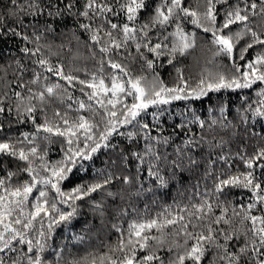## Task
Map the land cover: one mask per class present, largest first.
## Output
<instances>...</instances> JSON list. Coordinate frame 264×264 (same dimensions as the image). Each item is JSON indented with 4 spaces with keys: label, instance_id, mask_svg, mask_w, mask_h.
I'll list each match as a JSON object with an SVG mask.
<instances>
[{
    "label": "snow or ice",
    "instance_id": "6c2138e0",
    "mask_svg": "<svg viewBox=\"0 0 264 264\" xmlns=\"http://www.w3.org/2000/svg\"><path fill=\"white\" fill-rule=\"evenodd\" d=\"M149 6L148 0H7L0 11V38L19 36L28 42L20 50L31 64L29 68L15 61L14 80L5 79L7 68L0 65V71L5 73L0 75V158L7 157L20 165L12 171L0 162L4 169L0 176V264H49L44 253L55 228L72 221L78 213V201L106 189L114 180L137 186L136 194L140 195L151 191L139 182L142 171L155 177L158 187H166L162 164L173 170L180 167L178 160L198 165L188 153L200 146L203 136L197 140L187 133L183 146L174 148L177 159H169L166 148L173 144V137L163 135L162 125L144 123L146 115L159 121L166 112L162 106L174 101L200 100L209 93L264 84V0H203L202 4L197 0L195 8L185 0H160L147 21L137 24ZM218 6L223 10L222 18ZM121 14L123 22H114ZM42 16L71 17L87 33L85 44L94 62L91 70L87 66H69L66 70L63 63H52V56L58 54L40 43L43 33L54 32L51 24L45 20L42 28L33 27L32 35L27 32L30 25L25 24V18H30L39 25ZM81 19L85 22H79ZM6 21L21 30L9 27ZM185 23L211 35L213 58L229 59L231 71L201 72L190 83L184 70L177 68L176 82L172 86L163 82L155 72L159 58L166 57L171 65L197 46L196 31H185ZM233 25L237 26L235 31ZM169 27L173 31L169 32ZM242 40L244 44L239 46ZM250 49L255 54L247 59ZM149 55L153 58L149 59ZM137 59L152 70L151 79L133 75L124 63ZM26 72H31L29 79H25ZM75 91L80 92V97H74ZM257 96L256 106L247 104L241 114V123L247 122L248 112L264 118V87ZM53 101L64 110L53 109L49 116ZM150 108L154 109L151 113ZM185 111L191 118L185 117L178 125L181 130L191 125H199L202 131H211L217 124L228 127L223 122V107L219 118L207 121L190 108ZM13 113L17 123L30 121L34 130L15 138L7 136L5 120ZM128 126L136 130L121 131ZM153 129L157 130L156 136L152 135ZM117 136H126L133 143L144 141L141 151L117 153L125 168L132 160L136 162V175L117 176L116 169L100 182L64 191L61 185L74 169L79 171L83 162L92 160L102 149L118 148L111 142ZM52 137L62 138L66 145L62 158L54 162L47 159V151H41L37 142H51ZM219 159L227 164L229 158ZM240 159L246 171L217 178L211 190L194 192L198 201L189 198L187 203L174 202L155 215L120 208L116 216L137 218L131 219L127 228L121 224L111 226L118 239L107 251L90 253L73 264H264V172L256 174L257 168L264 169V147ZM20 173L27 179L16 180ZM226 188L247 189L251 194L248 202L232 207L221 203L219 197ZM107 195L115 198L119 194ZM92 206L103 213L102 204Z\"/></svg>",
    "mask_w": 264,
    "mask_h": 264
},
{
    "label": "trees",
    "instance_id": "16d2710c",
    "mask_svg": "<svg viewBox=\"0 0 264 264\" xmlns=\"http://www.w3.org/2000/svg\"><path fill=\"white\" fill-rule=\"evenodd\" d=\"M186 4L193 8L197 6V0H185ZM201 4L203 0H200ZM231 2V0H230ZM148 12H142L140 18L136 21L137 24L146 22L149 14L160 3V0H148ZM7 0H0V11H3ZM220 9V6H218ZM221 11V18L223 10ZM48 20L54 32H45L40 41L41 44L50 46L51 52L58 55L52 56V63L58 61L65 65V68L87 66L89 70L94 67V62L90 59V49L85 44L87 33H84L77 27L71 17L65 18H48L40 17V24L36 25L30 18H25V24H29L27 32L29 35L33 33V27L42 28L44 21ZM79 22H85L81 19ZM114 22H123V14ZM9 27H17L15 24L5 22ZM219 23V20H218ZM256 23H259L258 21ZM185 31H196L197 46L185 56H178L173 64L167 63L166 57H160L155 72L163 80L167 86H172L176 82V69L182 68L184 76L190 79L193 83L199 78L201 72L207 71H231V63L229 59L220 56L213 58L212 53L215 51L213 45L209 43L211 35L204 33L202 30L195 29L193 25L185 23ZM237 26L233 25L232 30L235 31ZM17 30H21L17 27ZM168 31H173L172 27ZM39 34V33H38ZM28 42L23 41L19 36L0 38V65L7 68L5 79L14 80L13 73L16 71L15 61L19 60L27 67H31L29 59L21 52V48ZM244 40L239 46H243ZM31 46V45H29ZM238 46V47H239ZM259 49H257L258 51ZM253 50H249L246 54L247 59H252L254 56ZM149 59L153 57L148 56ZM128 64L129 70L133 75H146L149 79L152 77V70L147 69L143 62L137 59ZM243 65L244 61H238ZM9 65H11L9 67ZM162 65V66H161ZM107 71V69H106ZM0 75H5L0 71ZM31 77V72L25 73V79ZM81 78H84L81 75ZM13 87L15 85L13 84ZM264 84H256L252 89L243 90H222L220 93H209L207 97L194 101H174L172 105L162 106L166 108V112L159 118V121L152 120L150 115H146L143 119L144 123L150 125H162L163 135L172 136L173 144L166 148L169 159H177L174 148L175 146H183L182 142L188 138L187 133H191L197 140L201 136L204 140L200 142V146L195 148L188 155L193 156L199 163L198 165H190L187 159L183 162L178 160L180 167L173 170L165 164L161 165V175L167 179L166 187H158V181L155 177L148 176L142 171L139 176V182L144 184L146 189L137 195L138 188L135 185H124L118 180H114L106 189L92 193L90 197L83 201H78V213L68 224H61L56 227L52 236L49 238V248L44 253V257L49 264H73L74 261H79L88 256L90 253L100 255L107 251L109 245H114L118 239V233L111 226L113 224H121L127 228V224L135 216L118 217L115 213L120 208H135L139 213L147 211L151 215L160 212L164 207L172 205L174 202L187 203L189 198L197 200L192 194L194 192H202L205 188L211 190L214 186V181L217 178H227L230 175L243 173L246 171L245 163L240 159L241 156H251L255 152L264 147V118L253 117L251 112H248V120L241 123V114L245 111L247 104L256 106L258 99L257 92ZM19 91V89H17ZM71 91V89H69ZM11 95V94H10ZM74 97H80V92H73ZM246 98V99H245ZM14 99V98H12ZM131 98H129V102ZM11 103V100L8 101ZM14 107V105H13ZM224 108L223 122L228 124V127L215 125L211 131H202L199 125H191L188 128L181 130L178 125L184 122L185 117L191 118L190 113L185 111L186 108L194 110L196 115L207 120L219 118L220 108ZM59 108L63 111V106L58 102L53 101L52 106L48 109V114L51 116L53 109ZM154 111L149 109V113ZM183 113V116L181 115ZM87 115V113H84ZM70 115H75L71 113ZM39 117V114H38ZM0 119H3L0 117ZM38 122L42 120L38 119ZM11 125L9 128L8 125ZM33 126L30 121L25 123H17L15 114H11L5 120V134L10 137H18L22 132H32ZM136 129L128 126L122 128L121 131H134ZM180 134L177 136L176 133ZM44 134L41 133L40 136ZM152 135H157V130L153 129ZM0 139L3 136L0 135ZM211 142L209 144L208 142ZM40 144L41 151H47V159L57 161L62 158L63 152L66 149L64 141L60 137H52L51 142L43 140L37 141ZM118 145L116 149H102L95 154L90 161L83 162V168L79 171L73 170L70 178L64 181L61 185L64 191H70L77 185L90 184L102 181L104 175L116 170V175H136V162L132 160L125 168L123 162L117 158V153L121 150L125 155L130 152L141 151L143 140L133 143L126 136L114 137L111 141ZM212 145H218L216 147ZM220 157H228L227 164L219 159ZM212 161H216L215 164ZM0 162L6 164L7 168L15 171L20 165L16 161L7 157L0 158ZM264 163V161H261ZM264 169H256V174L260 175ZM4 175V169L0 168V176ZM27 179V175L20 173L16 180ZM198 184V187H197ZM264 187V185H262ZM107 192L118 193L115 198L109 197ZM250 192L247 189L230 188L225 189V194L219 197L220 202L229 207L247 203ZM215 202V201H214ZM94 203L103 205V213L93 208ZM67 210V206H64ZM219 214V210H217ZM237 228L240 225H235ZM57 253L59 255H57Z\"/></svg>",
    "mask_w": 264,
    "mask_h": 264
}]
</instances>
